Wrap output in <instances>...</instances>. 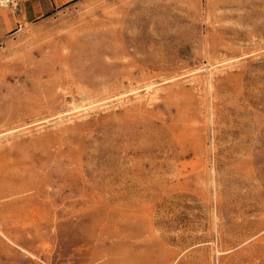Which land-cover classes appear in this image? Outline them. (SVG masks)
I'll list each match as a JSON object with an SVG mask.
<instances>
[{"label": "rangeland", "instance_id": "obj_1", "mask_svg": "<svg viewBox=\"0 0 264 264\" xmlns=\"http://www.w3.org/2000/svg\"><path fill=\"white\" fill-rule=\"evenodd\" d=\"M30 3L0 7V264H264V0Z\"/></svg>", "mask_w": 264, "mask_h": 264}, {"label": "crops", "instance_id": "obj_2", "mask_svg": "<svg viewBox=\"0 0 264 264\" xmlns=\"http://www.w3.org/2000/svg\"><path fill=\"white\" fill-rule=\"evenodd\" d=\"M45 1H46L45 5L41 4L42 0H31L30 4L32 7H34L35 11L40 8V10L48 12L72 0H45Z\"/></svg>", "mask_w": 264, "mask_h": 264}, {"label": "built area", "instance_id": "obj_3", "mask_svg": "<svg viewBox=\"0 0 264 264\" xmlns=\"http://www.w3.org/2000/svg\"><path fill=\"white\" fill-rule=\"evenodd\" d=\"M24 0H0V7L17 11Z\"/></svg>", "mask_w": 264, "mask_h": 264}]
</instances>
